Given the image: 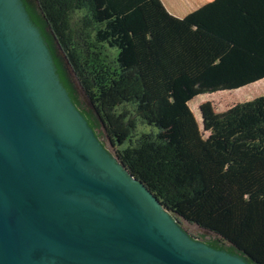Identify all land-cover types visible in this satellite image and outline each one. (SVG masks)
Listing matches in <instances>:
<instances>
[{"label": "trees", "instance_id": "16d2710c", "mask_svg": "<svg viewBox=\"0 0 264 264\" xmlns=\"http://www.w3.org/2000/svg\"><path fill=\"white\" fill-rule=\"evenodd\" d=\"M23 2L73 104L98 138L105 128L127 170L184 230L264 264V96L222 113L201 105L207 137L189 106L264 80V0H214L184 18L161 0Z\"/></svg>", "mask_w": 264, "mask_h": 264}, {"label": "water", "instance_id": "95a60500", "mask_svg": "<svg viewBox=\"0 0 264 264\" xmlns=\"http://www.w3.org/2000/svg\"><path fill=\"white\" fill-rule=\"evenodd\" d=\"M0 264H251L190 236L112 156L23 0H0Z\"/></svg>", "mask_w": 264, "mask_h": 264}, {"label": "rangeland", "instance_id": "374dc122", "mask_svg": "<svg viewBox=\"0 0 264 264\" xmlns=\"http://www.w3.org/2000/svg\"><path fill=\"white\" fill-rule=\"evenodd\" d=\"M29 1L34 3V4L36 3L35 2L36 0H29ZM58 55L61 58V60L63 61L64 65H65V67L69 73L71 81H72L74 88L76 90L77 96L81 102V107L85 110H91V105H90L87 97L85 96L78 80L75 77V74H74L72 68L68 64L64 54L62 53V51L60 49H58ZM213 94L212 95L211 94L200 95V96H198L199 99H195V101H193L191 103V105H189L191 107L192 111L194 112L198 122H199L200 129H201L204 137H207L208 133L203 130V121H202V115L200 112L201 105H203L206 102H211L217 113L225 112L228 109L232 108L233 106H236V105L241 104V103L249 102V101L255 100L258 97L264 96V81H260L258 83L246 86L243 89L241 88L240 91H237V90L221 91L218 94H216V93H213ZM222 97L227 98L229 100V102L232 103V105L224 108L223 105L221 104V101H220ZM218 106H221L222 109H220L221 107L219 108ZM97 121H98V118H97ZM97 133L100 136L99 137L100 141L103 143V145L106 147V149L109 150V152L112 154V156L118 158L117 157V151L119 150V147L112 145V142L109 138L107 131L105 130V128L100 123H99V127L97 128ZM183 226L188 233L192 234L193 237L198 238L197 240H199L201 242L209 240L212 237L210 234L206 233L204 230L198 228L197 226H193V225L187 224L185 222H183Z\"/></svg>", "mask_w": 264, "mask_h": 264}, {"label": "crops", "instance_id": "0c3cea01", "mask_svg": "<svg viewBox=\"0 0 264 264\" xmlns=\"http://www.w3.org/2000/svg\"><path fill=\"white\" fill-rule=\"evenodd\" d=\"M167 11L177 17L184 18L202 6L214 0H161ZM264 81V80H262ZM215 110V109H214Z\"/></svg>", "mask_w": 264, "mask_h": 264}]
</instances>
